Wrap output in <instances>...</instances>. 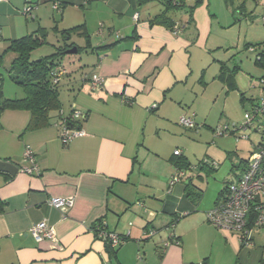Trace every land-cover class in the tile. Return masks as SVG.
Here are the masks:
<instances>
[{
	"label": "crops",
	"instance_id": "crops-1",
	"mask_svg": "<svg viewBox=\"0 0 264 264\" xmlns=\"http://www.w3.org/2000/svg\"><path fill=\"white\" fill-rule=\"evenodd\" d=\"M25 6L32 7V23L37 25L32 32L45 29V21L51 20L59 36L60 31L82 25L86 36L77 37L89 41L92 72L80 78L68 106H62L60 116L46 128L25 131L30 115L24 110L1 116L0 160L18 169L29 167L24 158L29 148L38 173L18 171L14 177L0 173V199L6 203L0 215V264H264V246L256 248L254 230L252 245L241 247L238 233L210 226L205 217L209 208L200 211L204 183L215 181L210 195L214 208L227 185L241 177L251 151H226L230 167L220 178L214 173L216 166H201L214 164L211 157L192 166L182 154L174 156L176 148L168 159L162 154V135H169V130L180 127L181 117H188L183 106L195 93L190 79L198 76L190 64L197 35L185 25L184 16L177 20L168 13L180 29L175 34L150 25L148 19L163 10L140 6L137 0H10L0 2V42L29 34L30 17L21 14ZM71 41L70 37L68 43L74 45ZM93 74L101 77L103 85L90 91L88 80ZM203 76L199 73V83ZM4 85L5 98H23L20 87ZM260 96L261 90L251 99ZM251 99L250 106L256 102ZM72 107L86 115L78 125L85 136L62 145L60 121ZM148 160L154 163L150 172L166 191L150 184L151 197L140 198L137 189L148 172ZM178 161L189 166V172L168 193ZM68 197L74 198L69 210L48 204L51 198ZM258 202L264 211V193ZM182 213L189 214L178 219L173 229L179 244H169L160 256L170 224ZM41 221L53 228L55 241L37 243L31 237L30 229ZM101 223L107 232L124 238L114 256L94 230ZM149 230L156 232L151 238L153 251L143 247L141 252V243L150 239Z\"/></svg>",
	"mask_w": 264,
	"mask_h": 264
},
{
	"label": "rangeland",
	"instance_id": "rangeland-1",
	"mask_svg": "<svg viewBox=\"0 0 264 264\" xmlns=\"http://www.w3.org/2000/svg\"><path fill=\"white\" fill-rule=\"evenodd\" d=\"M145 5L163 10V5L158 0H151L143 6ZM263 5L264 0H231L229 6H226L223 0H201L196 5L193 12L194 25L191 29L197 35V39L192 49L190 64L194 70L193 73L198 76L195 75L190 79L191 85L194 82L195 93L189 96L183 108L188 117L192 118V115H196L193 122L197 130L174 126L176 130L171 129L169 135H162L159 144L165 159L172 155L175 148L192 166H197L201 161H208L207 157H211L215 160L214 173L220 178L227 174L230 167L226 151L238 149L240 152L247 153L255 148L258 136L251 131L245 130L243 132L245 137L236 138L232 134L219 135L217 130L225 131V128L233 130L234 126H243L246 123V111L250 109L248 100L260 94L258 78L262 71L255 65V54L259 48H256V52L252 51L253 48L248 44L264 42V25L261 22ZM169 15L177 20L181 19L180 15L186 18L183 10L172 9ZM31 18L32 15L27 21L31 24L28 26L29 34L37 27L32 23ZM45 22L47 23L43 24L47 33L46 44L30 54L31 61L53 55L54 46L62 42L61 37L54 32V21ZM71 38V42L80 51L76 54L63 55L59 59V63L68 73L67 77L61 78L58 84L59 100L63 107L68 106L72 97L71 92L74 91L72 89L76 88L80 78L92 72V63L89 61L92 56L89 50L84 49L85 40H79L77 34H73ZM6 45V41L0 42L2 56L0 72L4 76L3 86L6 83L18 88V86H12L11 80L6 75L15 56L9 51L5 52ZM260 50H264V46L260 47ZM199 73L205 75L201 78L202 83H199ZM221 73H232L234 85L230 86ZM241 94L244 95L243 100H241ZM150 161L152 160L146 162L148 172H144V178H140L137 189L140 198L151 197L152 190L147 187L150 184H154L159 192L166 191L165 184L161 183L155 173L150 172L149 167L154 165ZM154 162L157 161L154 160ZM204 186L206 193L200 211L209 208L205 213L206 217L207 213L213 210L210 195H213L216 184L210 179L204 183ZM251 234L256 248L264 246V230L257 229ZM151 238L153 237L141 243V252L143 247L148 253L153 251L154 243L151 242ZM153 241H156V237Z\"/></svg>",
	"mask_w": 264,
	"mask_h": 264
},
{
	"label": "trees",
	"instance_id": "trees-1",
	"mask_svg": "<svg viewBox=\"0 0 264 264\" xmlns=\"http://www.w3.org/2000/svg\"><path fill=\"white\" fill-rule=\"evenodd\" d=\"M149 1L151 0H137V3L141 6ZM200 1L201 0H158V2L163 5V11L160 14L148 19V23L150 25L163 26L172 32H175L176 30L178 32L180 29L176 25V21L174 19H171L168 16V13L172 9L183 10L186 16L185 25L192 26L194 25L193 12L196 5ZM223 2L226 6H229L231 4V0H223ZM240 10L243 11V8H241ZM263 15L264 12L262 16ZM82 29L83 26L81 25L68 30L60 31L62 45L55 49V53L53 55L41 58L36 61H31L30 54L34 50L46 44L47 33L45 29L40 28L18 39L7 41L5 52L9 51L15 56L6 71V75L14 85L22 89L24 96L22 99L5 98L3 95L4 76L0 72V119L5 111H27L30 115V118L28 124L26 125L25 131H33L50 126L51 120H54V117L60 116L59 111L62 105L59 100L58 84L62 76L60 77L59 82L56 84L53 82V80L57 77L58 69H64L62 66H60L59 63V59L61 58V56L65 55V52L68 49L75 47L73 44L68 43L70 37L73 34L86 36L85 33L81 32ZM85 42L86 47L84 49H87L89 48V41L87 38L85 39ZM248 46L252 47L253 51H255L256 48H259L257 54H255V65L262 71L261 76L258 78L259 88L261 89V96L256 100L251 99V101L256 102L252 103L250 109L246 111V114H248V116L252 119V123L248 125L246 130L257 134L258 136L255 148L249 153L250 156L254 151L264 152V50H260V47L264 46V42L254 45L248 44ZM76 49L77 52L80 51L78 47H76ZM1 59L2 56L0 55V67ZM221 76L226 77L225 80L230 86L234 85L232 73H221ZM243 99L244 95L241 94V100ZM191 130L196 131L197 128ZM230 134L238 138V136L233 133V131L230 132ZM208 164L211 167H214L212 163L207 162L202 163L201 166H208ZM176 165V170L179 171H185L189 169V166L182 165V163L179 161L176 163ZM5 176L8 177L7 175ZM5 208L6 203L0 199V215L5 212ZM188 214L189 213H182L180 216H176L170 225H175L178 219L183 218ZM104 242L108 254L110 256H114L117 248L111 249L109 247V244L106 241ZM159 253L161 256L163 254V250Z\"/></svg>",
	"mask_w": 264,
	"mask_h": 264
},
{
	"label": "built area",
	"instance_id": "built-area-1",
	"mask_svg": "<svg viewBox=\"0 0 264 264\" xmlns=\"http://www.w3.org/2000/svg\"><path fill=\"white\" fill-rule=\"evenodd\" d=\"M10 0H0V2H9ZM189 1V0H186ZM32 7L25 6L21 10L24 17H30ZM137 17V15H136ZM261 22L264 24V15L261 17ZM177 33V30L174 32ZM253 51V50H252ZM57 71V69H56ZM65 74L64 69H58L57 77L53 80L56 84L59 82L60 77ZM90 91L99 90L103 81L100 76L93 74L88 80ZM128 103L127 100H123ZM264 103V101H263ZM86 118V115L78 111L75 107L71 108L68 116L61 119L60 140L62 145H67L71 140L85 136V132L78 127ZM246 123L240 127H233V130H217L219 135H228L233 131L238 138L245 137L243 132L247 129L248 125L252 123L251 117L245 114ZM179 125L185 129H196L191 117H181L178 121ZM180 152L174 151V156H179ZM24 158L30 163L29 167H20L18 171L25 174L38 173V169L33 161V154L29 148L24 151ZM215 166L214 164H212ZM188 169L176 170L168 182L167 192L170 193L175 184L179 183L183 177L188 174ZM264 193V152L254 151L248 158L245 169L236 183L228 184L224 190L223 196L220 201L215 205L213 210L206 215V221L214 228L235 232L239 234V243L241 247H249L252 245L250 233L252 230H264V211L258 199ZM50 207L59 210H69L73 207L74 198H51L48 201ZM175 225H170L171 233L169 234L168 241L163 244V251L169 244L178 245V240L173 234ZM98 239L106 241L111 249L119 247L124 238L107 232L103 223L95 225ZM156 234L155 231L149 230L147 235L152 237ZM30 235L37 243L44 240L55 241V231L45 221L34 225L30 229Z\"/></svg>",
	"mask_w": 264,
	"mask_h": 264
},
{
	"label": "water",
	"instance_id": "water-1",
	"mask_svg": "<svg viewBox=\"0 0 264 264\" xmlns=\"http://www.w3.org/2000/svg\"><path fill=\"white\" fill-rule=\"evenodd\" d=\"M77 49L76 47H73L65 52V55H70V54H76ZM18 172V167L16 165L10 163V162H5L0 160V173L7 174L11 177H14Z\"/></svg>",
	"mask_w": 264,
	"mask_h": 264
}]
</instances>
